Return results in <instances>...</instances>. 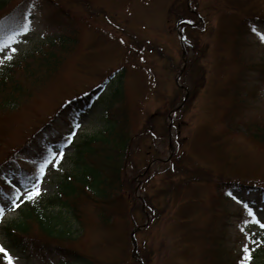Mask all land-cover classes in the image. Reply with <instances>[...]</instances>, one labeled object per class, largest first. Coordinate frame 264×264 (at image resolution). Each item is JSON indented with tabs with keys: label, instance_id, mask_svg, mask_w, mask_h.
<instances>
[{
	"label": "rangeland",
	"instance_id": "374dc122",
	"mask_svg": "<svg viewBox=\"0 0 264 264\" xmlns=\"http://www.w3.org/2000/svg\"><path fill=\"white\" fill-rule=\"evenodd\" d=\"M58 1L62 6L51 0H27L19 19L17 9L9 15L14 27L6 33H3L6 26L0 27V40L20 33L17 37L20 43L13 45L17 52L11 61L0 64V74L34 50L48 49L62 32H67L68 39L63 47L67 56L46 80L33 82L27 77L21 80L26 74L23 69L17 70L20 76L17 83L21 81L23 89L14 93V98L10 91H3L0 96V180L6 178L25 191L33 176L31 161L38 160L43 153V149L37 150L35 145L34 150L31 146L25 148V144L37 132L35 139L38 138L42 131L52 145L60 143L70 123L79 122L81 127L65 149L60 169L49 167L42 184L45 191L41 194L47 199L58 191L64 171L74 166L76 144L105 126L109 122L107 113L118 116L125 112L132 128L144 127L145 131L133 141V154L122 177V198L112 199V204L117 203L113 205L115 224L102 227L96 210L98 204L82 198L79 205L83 223L70 219L74 236L67 244L96 264L120 260L140 264L132 256L130 238L131 231L139 226L136 237L142 257L146 255L143 264H223L227 260L226 249L240 253L242 244L249 243L239 228L246 214L241 204L225 196L233 191L258 205L253 210L257 218H264V193L257 188L248 192L246 186V183L264 185V144L247 135L245 128L234 127L225 119L232 102L228 89L234 85L235 76L249 68L255 96L250 98L245 113L246 117L262 122L264 74L258 69L252 72L251 67L241 63L240 57L233 56L239 37L237 24L225 9L233 6L235 0H198L203 15V21L196 22L200 29H190V34L184 32L187 56L198 66L180 76V83L189 89V95L170 127L169 113L181 103L186 91L175 82L182 67L181 40L177 16L169 15V9L173 3L180 9L191 0ZM243 1L263 19L264 0ZM26 18L32 25L31 31L24 34L20 30ZM257 25L264 32V23L258 21ZM74 37L77 40L73 42ZM193 37L200 42L198 54L192 47ZM130 44L134 49L145 44V49L142 53L130 52ZM249 53L257 61L264 57V43L254 33L248 35L241 58L250 56ZM142 55L145 60H141ZM116 69L119 72L106 83L104 93L120 81L119 73L124 70L121 102L109 101L102 93L85 111L70 113L68 108H60L66 98L91 88ZM176 136L180 145L175 143ZM171 151V158L165 163L174 162L175 169L151 164L156 157L168 158ZM148 165L152 166L148 175L138 176ZM21 169L28 172L21 173ZM208 174L215 180L207 178ZM149 175L152 178H147ZM227 181L234 184H226ZM1 190L0 187L1 196H6ZM9 196L0 202L8 205L0 221V245L7 248L14 264L56 262L60 258L57 253L47 249L40 253L26 238L17 244L6 234L3 226L19 218L17 208L11 210ZM54 207L53 211H60L59 206ZM246 231L264 237V230L256 225H248ZM215 235L222 237L220 249L212 246ZM255 251L261 255L264 244L255 245Z\"/></svg>",
	"mask_w": 264,
	"mask_h": 264
},
{
	"label": "trees",
	"instance_id": "16d2710c",
	"mask_svg": "<svg viewBox=\"0 0 264 264\" xmlns=\"http://www.w3.org/2000/svg\"><path fill=\"white\" fill-rule=\"evenodd\" d=\"M26 1L27 0H0V25L5 24V26H9L14 22L13 19L9 18V15L13 13L15 9L19 12V19ZM74 1L77 3L81 2V0ZM55 3L62 6L58 0H56ZM81 3H83V1ZM197 3L198 0H193V4L198 10ZM246 5H248V3L243 0H235L233 6L225 9L228 16H234L237 24L235 30H237L236 34H238L239 37L236 40L237 46L233 53L240 57L239 60L241 63L251 67L253 71L258 69L261 74H264V57L257 61L254 59L252 53H249L250 56H245V59L241 58V51L246 44L253 22L257 20H262V22H264V19L255 11L254 7L247 8ZM182 8H186V10H182ZM182 8L179 9L177 4L173 3L169 9V15H176L178 22L185 18L197 19L196 14L190 11L187 5H184V7L182 6ZM188 27H186V29L190 30L191 27ZM66 36L67 32L64 34L62 32L60 37L55 38L50 43L48 49H36L32 54L26 55L16 63H12L6 73L0 74V96L3 94V91H10L13 97L14 93L20 92L23 89V86L20 85L21 81L19 84L17 83V81L20 80L17 70L23 69V73L26 74L21 80L27 77L33 82H42L46 80V77H49L50 73L56 71L67 56L66 49H63L68 40ZM73 40H77V38L74 37ZM135 43L137 44V42ZM199 44L200 42L197 38H194L193 47L197 54L198 50L200 51ZM143 48L145 49V44L136 49L133 48V44L129 46L130 52L135 51L142 53ZM192 59L188 62L187 72H189V69H194V67L198 66ZM116 70L111 71L109 74H112ZM124 74L126 75L123 70L119 78L120 81L110 90V96L116 100L118 98L120 101H122L124 94L122 81ZM251 81L252 79L249 77V68L247 71L240 73L234 80L236 84L240 85L233 89L235 92L232 94V102L229 106V110H227L225 119L228 120V123L233 124V126L242 125L251 138L264 144V120L261 122L259 121L260 119L248 118L246 117L247 113H245L247 105L250 104V98L255 96L252 91V85H250ZM85 96L86 95L82 97ZM76 97L78 98H72L70 103H68L71 104V102H77L82 99L79 96ZM123 105L124 104H122V107ZM142 128L144 127H140L138 130L132 128L126 113L123 112L118 116V119L114 121L111 120V123L101 131L85 137L83 141L76 146V151L73 155L74 166L70 170L64 172L60 181L59 191L52 197H48L47 199L44 197L48 204L43 201L44 199L41 200V198L40 200H35V202L27 201L20 209L19 219L4 226L5 232L10 239L19 244L22 242L20 240L21 238H26L27 242L32 243L40 253H43L46 249L51 250L53 253H57L60 258L56 262L48 264H96L95 261L90 259L85 253L67 244V241L73 239L74 236L72 226L69 223L70 219L72 218L78 223H83L82 210L79 204L81 199L86 197L98 204L96 210L102 227L115 224L116 216L113 205L117 203L112 204V202L114 200L120 201V198H122V177L128 165V161L133 154V141L137 138L136 136L139 135V133L145 131V129ZM149 131L151 135H153L151 130ZM177 141L180 143L178 138ZM139 148L141 147L139 146ZM158 163L159 165L165 164L163 161H158ZM165 165L168 166V169L170 167L175 169L174 162ZM148 170L145 168L142 170L145 172L143 176L148 175L150 172ZM206 176L209 179L215 180L212 174ZM147 178H152V175H149ZM197 178H204V176H197ZM236 183H238V181ZM226 184H234V182L227 181ZM246 185L249 191H253L257 188L260 190V193H264L263 184L246 183ZM144 201L145 204L149 206L148 200L144 199ZM123 202H125V200H123ZM55 204L60 207V211L55 212L50 210V208L56 206ZM62 210L66 211L62 213ZM221 238L220 235L214 236L212 240V246L214 248L220 249L222 244ZM140 253L142 255V252ZM225 255L227 260L223 264H239L243 253L242 250L240 253H235L232 250L226 249ZM251 256L252 259L250 264H264V252L261 255H256V252L252 251ZM145 257L146 255L144 253V260ZM121 261L122 260L115 261L114 264L128 263L127 261ZM133 261L135 262V259H133ZM0 264H6L4 256L1 253ZM219 264H222V262H219Z\"/></svg>",
	"mask_w": 264,
	"mask_h": 264
},
{
	"label": "snow or ice",
	"instance_id": "6c2138e0",
	"mask_svg": "<svg viewBox=\"0 0 264 264\" xmlns=\"http://www.w3.org/2000/svg\"><path fill=\"white\" fill-rule=\"evenodd\" d=\"M31 25L32 21L26 18V21L22 25L20 31L24 34L29 33L31 31ZM250 31L259 37L261 43H264V32L259 31L254 25L250 27ZM19 35V32H15L7 36L5 39L0 40V53H4V55H0V64H4L6 61H11L13 59V54L17 52V48L13 45L20 43L17 39ZM121 42L123 43V41ZM6 49H10V52H6ZM80 127L81 124L79 122L70 123L67 134L63 137L62 142L46 146L41 154V157L38 160L31 161L34 166V170L30 187L25 191H22L21 188L12 184V190L15 195L11 197V210H15L20 207V205L25 201L35 202V200L41 196L42 192L45 191V189L42 188V184L48 174L49 167L51 166V168L56 170L60 169V161L64 159L65 149L73 143ZM227 196L236 201V203L241 204L244 213L246 214L242 217L241 224L239 225L240 231L244 234V240L257 246L264 243V241L258 242L254 240L252 238L253 234L246 231L247 226L250 224L256 225L260 229L264 230V222H262V219L264 218H257L256 213L250 206V203L234 194L233 191H228ZM6 208H8L7 204L0 205V219H3ZM249 243L242 244L241 250L243 255L239 264H250L252 259L251 253L254 251V248H250ZM0 253L4 254L6 264H14V258L7 252L3 245H0Z\"/></svg>",
	"mask_w": 264,
	"mask_h": 264
},
{
	"label": "water",
	"instance_id": "95a60500",
	"mask_svg": "<svg viewBox=\"0 0 264 264\" xmlns=\"http://www.w3.org/2000/svg\"><path fill=\"white\" fill-rule=\"evenodd\" d=\"M133 241L135 244L134 252H135V254H137V243H136V239L134 237H133Z\"/></svg>",
	"mask_w": 264,
	"mask_h": 264
}]
</instances>
